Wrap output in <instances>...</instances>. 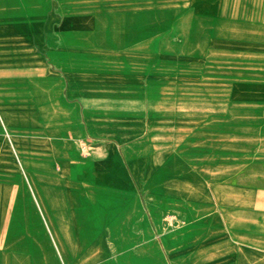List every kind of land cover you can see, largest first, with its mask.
Instances as JSON below:
<instances>
[{
	"label": "crops",
	"instance_id": "0c3cea01",
	"mask_svg": "<svg viewBox=\"0 0 264 264\" xmlns=\"http://www.w3.org/2000/svg\"><path fill=\"white\" fill-rule=\"evenodd\" d=\"M50 12L0 0V264H258L241 194L165 167L135 78L51 43Z\"/></svg>",
	"mask_w": 264,
	"mask_h": 264
},
{
	"label": "rangeland",
	"instance_id": "374dc122",
	"mask_svg": "<svg viewBox=\"0 0 264 264\" xmlns=\"http://www.w3.org/2000/svg\"><path fill=\"white\" fill-rule=\"evenodd\" d=\"M50 11L51 43L135 78L165 167L241 194L264 264V0H50Z\"/></svg>",
	"mask_w": 264,
	"mask_h": 264
}]
</instances>
